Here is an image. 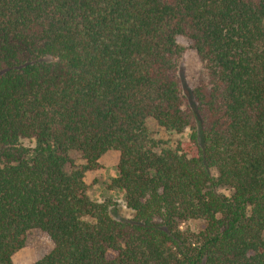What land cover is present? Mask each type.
<instances>
[{"label": "trees", "instance_id": "1", "mask_svg": "<svg viewBox=\"0 0 264 264\" xmlns=\"http://www.w3.org/2000/svg\"><path fill=\"white\" fill-rule=\"evenodd\" d=\"M107 152L130 220L86 196ZM32 230L34 264H264V0H0V264Z\"/></svg>", "mask_w": 264, "mask_h": 264}, {"label": "rangeland", "instance_id": "2", "mask_svg": "<svg viewBox=\"0 0 264 264\" xmlns=\"http://www.w3.org/2000/svg\"><path fill=\"white\" fill-rule=\"evenodd\" d=\"M176 42L183 50L178 64V75L189 88H192L201 77V63L189 41L184 38H177ZM147 126L154 137L171 146L187 139L188 130L179 134L167 135L153 122H148ZM71 156L77 165L83 163L79 154L73 153ZM118 160L119 154L117 152H107L99 159L98 169L85 174L84 182L88 188L86 192L88 200L106 204L113 219L126 221L133 218V213L123 205L122 194L108 188L111 179L117 174ZM220 191L225 194L229 193L223 188ZM202 227L203 223L199 221H190L180 225L182 231H198ZM51 249L52 245L44 233L37 230L29 231L25 236L23 248L14 254L11 263L34 264L49 253Z\"/></svg>", "mask_w": 264, "mask_h": 264}]
</instances>
